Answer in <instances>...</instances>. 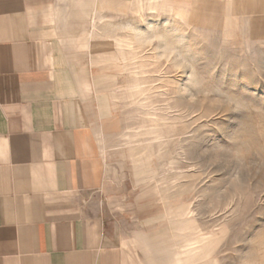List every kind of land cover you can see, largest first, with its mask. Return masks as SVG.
<instances>
[{"label": "crops", "instance_id": "1", "mask_svg": "<svg viewBox=\"0 0 264 264\" xmlns=\"http://www.w3.org/2000/svg\"><path fill=\"white\" fill-rule=\"evenodd\" d=\"M157 1L209 28L264 21V0ZM134 4L79 0L70 10L59 0H0V264H219L215 240L204 255L198 245L184 254L193 238L178 236L179 205L168 212L108 172L105 143L121 127L107 90L109 53L116 44L129 69L132 45L93 35L99 13Z\"/></svg>", "mask_w": 264, "mask_h": 264}, {"label": "rangeland", "instance_id": "2", "mask_svg": "<svg viewBox=\"0 0 264 264\" xmlns=\"http://www.w3.org/2000/svg\"><path fill=\"white\" fill-rule=\"evenodd\" d=\"M78 1L59 0L70 10ZM132 1L130 12L99 13L93 35L134 46L126 70L116 44L109 53L121 127L105 143L108 172L168 212L179 205L178 236L193 238L184 254L215 240L219 264H264V21L209 28L157 0Z\"/></svg>", "mask_w": 264, "mask_h": 264}, {"label": "bare ground", "instance_id": "3", "mask_svg": "<svg viewBox=\"0 0 264 264\" xmlns=\"http://www.w3.org/2000/svg\"><path fill=\"white\" fill-rule=\"evenodd\" d=\"M95 22H96V21H95ZM137 31H139V32L141 33V31H140V30H136V32H137ZM139 32H137V33H139Z\"/></svg>", "mask_w": 264, "mask_h": 264}]
</instances>
